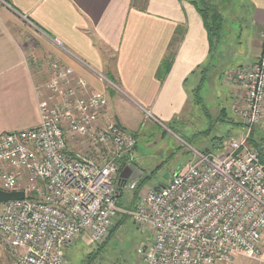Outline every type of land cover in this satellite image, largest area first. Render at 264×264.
<instances>
[{"label": "built area", "instance_id": "built-area-1", "mask_svg": "<svg viewBox=\"0 0 264 264\" xmlns=\"http://www.w3.org/2000/svg\"><path fill=\"white\" fill-rule=\"evenodd\" d=\"M48 68L39 124L0 135L6 167L0 189L24 193L0 212V244L11 264H65L75 239L101 243L119 214L150 235L137 250L141 264H221L236 257L262 264L264 164L248 144L255 129L264 130V57L227 73L239 90L233 112L243 135L222 154L192 151L180 172L123 212L120 195L132 194L136 183L119 175L135 159V139L120 125L101 123L103 93L87 94V83L56 61Z\"/></svg>", "mask_w": 264, "mask_h": 264}, {"label": "crops", "instance_id": "crops-1", "mask_svg": "<svg viewBox=\"0 0 264 264\" xmlns=\"http://www.w3.org/2000/svg\"><path fill=\"white\" fill-rule=\"evenodd\" d=\"M193 1L0 0V135L39 124L38 103L47 97L50 61L84 80L87 94L105 95L102 124L115 123L128 133L139 128V118L160 127L182 121L191 104H199L198 77H212L208 70L216 55ZM242 1L252 29V52L247 65L234 68L256 63L264 48V0ZM234 60V53L227 52V66L235 65ZM226 84L234 115L233 123L227 116V125L240 128L242 136L244 127L233 112L239 90L228 77ZM251 136L264 155V130L257 128ZM132 165L143 176L137 153ZM6 257L0 244V264H7ZM261 259L264 264V234ZM249 262L236 257L221 264Z\"/></svg>", "mask_w": 264, "mask_h": 264}, {"label": "rangeland", "instance_id": "rangeland-1", "mask_svg": "<svg viewBox=\"0 0 264 264\" xmlns=\"http://www.w3.org/2000/svg\"><path fill=\"white\" fill-rule=\"evenodd\" d=\"M202 1L206 3L209 0ZM211 5L222 22L219 26V41L217 46L212 47L216 53L213 67L208 70L212 77L204 78L207 74L198 77L202 85L196 97L201 99V103L195 106L191 104L182 121L174 120L160 127L146 119L143 123L139 118L136 121L139 128L134 132L129 130L131 134L128 133L135 139V154L141 160L144 173L142 183L139 180L132 194L121 193L117 202L121 212L132 210L137 196L147 189L165 185L173 173L180 172L188 164L192 151L208 150L222 154L230 139L241 137L240 128L231 129L227 125V118L234 116L231 101L227 97V73L236 64L247 65L250 62L252 45L249 39L252 29L242 0L216 1ZM227 52L234 53L235 65L229 62L230 66H227ZM221 76L222 85L219 83ZM188 88L193 89L190 85ZM260 148L258 146L257 150ZM5 170L6 167L0 162V173ZM149 238L150 235L138 227L131 217L119 214L101 243L90 244L85 237L75 239L65 252V264H141L137 250L144 248ZM6 252L7 264H11L12 258Z\"/></svg>", "mask_w": 264, "mask_h": 264}, {"label": "trees", "instance_id": "trees-1", "mask_svg": "<svg viewBox=\"0 0 264 264\" xmlns=\"http://www.w3.org/2000/svg\"><path fill=\"white\" fill-rule=\"evenodd\" d=\"M4 1H6V0H4ZM216 1L228 2L229 0H209V1H206V3H203L202 0L193 1V4L198 9V11H199V13H200V15H201V17L203 19L206 32H207V34L209 36V45H210L211 49H213L212 47L217 46V43L219 41L218 34H220L219 33L220 32L219 26L221 25V22H222L221 17L218 14L215 13V9L211 5L213 2H216ZM263 54H264V48H263ZM195 99H196V101L198 103H201V99L200 98L197 97ZM219 121L222 123L221 120H219ZM227 122H230V120L227 119ZM231 123H233L232 120H231ZM216 140H217V138H216ZM248 146L251 149H254V150L258 151L257 147L259 146V144L257 142H252L251 140H249ZM200 152H202V153H213V152L208 151V150H203V151H200ZM258 152H259V155H260L261 163L264 164V155L261 152V150H259ZM140 183H142V178L140 179ZM110 233H112V231H110ZM64 259H65V254H64Z\"/></svg>", "mask_w": 264, "mask_h": 264}, {"label": "water", "instance_id": "water-1", "mask_svg": "<svg viewBox=\"0 0 264 264\" xmlns=\"http://www.w3.org/2000/svg\"><path fill=\"white\" fill-rule=\"evenodd\" d=\"M142 177V171L135 165H129L125 167L119 178L122 181L131 180L133 182H138ZM24 199V193L22 191L16 192H4L0 189V204H5L13 201H22Z\"/></svg>", "mask_w": 264, "mask_h": 264}, {"label": "bare ground", "instance_id": "bare-ground-1", "mask_svg": "<svg viewBox=\"0 0 264 264\" xmlns=\"http://www.w3.org/2000/svg\"><path fill=\"white\" fill-rule=\"evenodd\" d=\"M133 138H134V137H133ZM123 169H124V168H123ZM129 181H131V180H128V181H126V182H129ZM131 182H133V181H131ZM138 182H139V181H138ZM138 182H134V183H136V184H137ZM136 186H137V185H136Z\"/></svg>", "mask_w": 264, "mask_h": 264}]
</instances>
